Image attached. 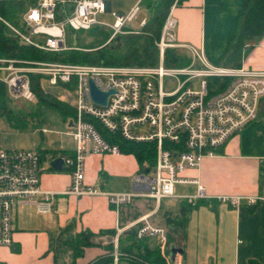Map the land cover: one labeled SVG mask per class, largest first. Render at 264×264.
<instances>
[{"label": "built area", "instance_id": "obj_1", "mask_svg": "<svg viewBox=\"0 0 264 264\" xmlns=\"http://www.w3.org/2000/svg\"><path fill=\"white\" fill-rule=\"evenodd\" d=\"M25 1L28 5L20 15L19 26L1 16L0 20L22 43L46 52L92 50L76 46L73 43L75 34L72 35V44L68 43V29L88 30L94 25L109 27L112 34L106 43L113 42L120 34L140 33L127 29V23L140 10L138 5L129 13L112 12L115 21L107 24L97 19L98 15L109 11L107 0ZM182 1L175 0L167 15L157 41L160 63L156 66L0 58V82L5 84L12 100L36 101L30 74H40L48 85L70 88L75 94V105L72 107L76 115L67 132L74 141V149L71 155H60L63 164L71 168L72 175L71 185L65 193H99L84 184L85 158L92 153H121L117 143L108 142L102 137L90 121L92 119L125 140L157 144L156 164L151 170L134 177V189L108 195L109 202L121 208L140 197L160 202L164 198L177 196L178 184L197 183L198 180L184 178L183 173L189 168L199 167L205 157L220 154L232 136L258 118L264 98V70L213 65L202 51L194 48V58L199 63L193 60L182 67L164 65L166 49L181 47L176 43L177 19L174 9ZM166 76L176 78L174 89H165ZM89 79L99 90L112 91L105 105L92 99ZM195 79L199 81L198 88L191 85ZM259 159L264 164V155ZM44 169L41 153L37 149L0 148V246L12 244L16 206L32 204L39 213L51 212L55 194L40 187V175ZM186 197L194 204L207 194L199 185L196 194ZM242 199V196H221V200L235 207ZM246 199L254 204L264 200V196ZM140 221L144 224L137 230L138 239L155 238L166 262L180 264L181 252L175 251L174 256L171 255L175 245L170 241L168 231L150 223L147 216ZM107 256L111 260L106 264L144 261L122 252L117 243Z\"/></svg>", "mask_w": 264, "mask_h": 264}, {"label": "crops", "instance_id": "obj_2", "mask_svg": "<svg viewBox=\"0 0 264 264\" xmlns=\"http://www.w3.org/2000/svg\"><path fill=\"white\" fill-rule=\"evenodd\" d=\"M139 1L131 10L139 6ZM107 4L111 9V2L107 0ZM242 10L243 0H183L174 9L176 43L181 46L178 48L192 61L196 60L194 48L202 51L210 64L234 67L225 63L224 56L237 32ZM240 66L264 70V36L255 41ZM39 84L43 91L54 94L51 90L54 86L48 85L44 78ZM35 102L36 112L25 110L30 113L25 119L34 126L32 132L40 136L36 141L31 140V147L20 148L37 149L43 155L45 169L40 175V187L55 194L52 210L43 214L34 205L26 204L32 205L35 214L24 220L16 217L14 210L13 241L9 246H0V264H54L50 241L67 224H72L74 232L88 230L95 234L96 245L87 247L84 255L76 258V264H88L105 253L104 245L132 227H141L143 216L153 225L165 228L169 237H175L182 249L180 264H264V200L250 204L246 199L264 196V164L259 159L264 155V98L258 118L232 136L220 154L205 157L199 167L183 173L184 178L198 180L197 183L178 184L177 196L160 202L140 197L121 208L109 202L108 195L134 189V177L145 172L138 158L123 152L92 153L85 158L84 184L99 193H65L71 185V169L54 170L49 161L72 154L74 141L67 132L73 120L61 116L55 122L62 123L65 130L57 126L48 129L44 125L47 123L44 106ZM46 134L59 138L48 140ZM199 185L207 197L198 198L193 204L186 196L196 194ZM231 195L243 197L238 206L221 200V196ZM142 201L153 204L144 211ZM157 214H162L166 224L152 222ZM169 217L182 219L184 226L177 229L168 224Z\"/></svg>", "mask_w": 264, "mask_h": 264}, {"label": "trees", "instance_id": "obj_3", "mask_svg": "<svg viewBox=\"0 0 264 264\" xmlns=\"http://www.w3.org/2000/svg\"><path fill=\"white\" fill-rule=\"evenodd\" d=\"M175 0H147L146 6L150 11V18L144 25L139 36L141 45H134L133 49L119 51L122 47L123 35L120 34L113 41L111 49H92L90 51L69 50L58 53H50L22 43L12 31L0 20V58H13L21 61H56L63 63H104L108 65H158L160 61V50L157 46L163 25L169 10ZM28 2L25 0H0V16L10 23L19 26L20 15L27 8ZM109 33L106 40L111 36ZM138 34V33H132ZM264 36V0H243V10L241 13L237 32L232 38L229 51L225 54V63L238 67L242 63L243 56L253 47L255 41ZM119 38V40H118ZM91 49V48H90ZM117 50V51H116ZM192 59L188 54L179 48H167L165 51L164 63L168 66H187ZM40 74H30L32 89L36 93V102L39 106L49 107L57 111L63 119L74 120L75 109L68 103L43 91L40 87ZM12 100L6 90L5 84L0 82V115L4 116L10 124L15 125V119L26 120L29 112H16L10 106ZM27 121V120H26ZM100 131L102 137L111 143H117L123 153L134 154L145 172L151 170L156 164L157 144L156 142H136L123 139L119 134H113L105 130L96 120H90ZM17 125V124H16ZM41 153V152H40ZM43 155L41 154V161ZM71 168H64L69 171ZM168 224H172L177 229L184 226L182 219L167 218ZM137 227H132L123 234L120 239V250L128 255L138 256L149 264H168L161 255L158 246H150L149 239H138ZM94 233L83 230L74 232L72 224L65 227L52 236L50 241V251L54 255V264H76V258L82 257L87 247L96 245L93 241ZM170 241L181 247L173 235ZM179 245V246H178ZM107 248H113L108 245ZM65 256L68 260H65ZM111 257L104 256L88 264H106ZM135 261V259H134ZM134 264H144L135 261ZM256 264V263H254Z\"/></svg>", "mask_w": 264, "mask_h": 264}, {"label": "rangeland", "instance_id": "obj_4", "mask_svg": "<svg viewBox=\"0 0 264 264\" xmlns=\"http://www.w3.org/2000/svg\"><path fill=\"white\" fill-rule=\"evenodd\" d=\"M111 2V9L107 11L104 14H100L97 16V19L103 22H106L107 24H113L115 21V17L112 15V12H124L129 13L131 11V8L137 3V0H108ZM139 12L137 13L136 17L127 23V29H130L132 31H139L138 34H132V33H126L123 35L122 40V47L117 49L120 52L131 50L133 49L134 45H141L142 41L139 40V36H143L141 32L144 30L145 22L149 20L150 18V11L146 6L147 0H141L139 1ZM68 32V43L72 44V35L75 34L76 36V46L84 47V48H91V49H104L109 50L111 49V46H114V42L106 43V37L109 33H112V29L109 27H101L94 25L88 30H77L72 31L70 29L67 30ZM116 50V51H117ZM160 63V61H159ZM165 66H168L164 64ZM146 66H156V65H146ZM171 67H177V65H172ZM183 78V77H182ZM177 84V80L174 77L166 76L164 78V87L166 90H172L175 88ZM191 85L194 88L199 87V81L198 79L192 80ZM54 94L49 93L52 96H57L58 98L62 99L66 103H68L70 106L75 105V94L73 93L72 89L70 88H64V87H58L54 86V88L51 89ZM47 93V92H46ZM56 97V98H57ZM10 106L13 108L16 112L20 110L21 112H25V110L30 109L32 112H36V106L31 103L27 102L25 100H10ZM42 111H44V117L47 120V123L44 124L46 128L53 129L54 127H59L61 130H65L64 126L60 122H55L57 118H60L61 115L49 108V107H42ZM34 118V116H32ZM17 122L15 125L10 124L9 121L2 115H0V148H29L30 142L33 139L36 141L39 139L40 134L32 132V128L34 126L29 123L27 120L23 119H15ZM45 137L49 140L52 139V137L59 138L57 135L54 134H46ZM46 141L48 142V140ZM50 143V142H48ZM51 144V143H50ZM153 204V201L146 202L142 201L141 209L147 210L150 205ZM32 205H18L14 209H16L15 216L18 217L20 220H24L31 216L32 214H35V209L31 207ZM30 213V214H29ZM164 218L162 217V214H157L152 218V222L159 225L166 224V221L164 222ZM169 226V225H168ZM121 237H116L115 241L112 243H107L105 248V253L101 256H107L109 253H111L114 249L115 244L117 243L119 248L121 245L120 239ZM118 238V241L116 239ZM150 246H157V240L155 238H149ZM108 245L113 246V248H107ZM96 258L98 260L99 258ZM142 259V258H141ZM65 260H68V257L65 256ZM95 261V260H94ZM144 264H149L146 261H143Z\"/></svg>", "mask_w": 264, "mask_h": 264}, {"label": "water", "instance_id": "obj_5", "mask_svg": "<svg viewBox=\"0 0 264 264\" xmlns=\"http://www.w3.org/2000/svg\"><path fill=\"white\" fill-rule=\"evenodd\" d=\"M119 40V38H118ZM73 43H76V40L73 41ZM88 84H89V90H90V95L92 97V99L102 105L106 104V100L107 97L109 95V93H112V91H101L99 90L94 83L92 82L91 79L88 80ZM49 166L54 169V170H58L61 171L64 168H66V166L63 164V159L60 156L54 157L49 161ZM174 246L173 251L171 253L172 256H174L175 251H180L182 253V249L178 248Z\"/></svg>", "mask_w": 264, "mask_h": 264}]
</instances>
